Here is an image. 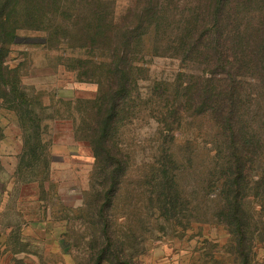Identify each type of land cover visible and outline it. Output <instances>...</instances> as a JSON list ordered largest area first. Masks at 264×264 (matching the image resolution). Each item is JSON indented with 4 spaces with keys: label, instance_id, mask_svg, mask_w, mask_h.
<instances>
[{
    "label": "rangeland",
    "instance_id": "rangeland-1",
    "mask_svg": "<svg viewBox=\"0 0 264 264\" xmlns=\"http://www.w3.org/2000/svg\"><path fill=\"white\" fill-rule=\"evenodd\" d=\"M154 4L185 14L183 19L189 11H223L225 29L235 27L242 33L241 51L247 56L244 87L247 97L255 100L252 94L261 88L257 83L250 87L253 79L248 77L255 70L249 60L259 52L264 66V0ZM10 5L7 63L27 91L38 97L35 111L43 126L40 140L31 139L24 156L19 117L0 105V264H85L96 222L91 214L95 158L85 123L95 116L106 88L111 68L105 58L123 39L118 27L134 25L133 11L140 12L147 1L10 0ZM99 27L105 31L95 35ZM147 54L134 79L140 92L151 84L158 93L164 92L167 83L185 84L194 70L206 69L203 63L171 54ZM263 100L260 95L255 101ZM152 108L148 102L120 129L119 143L132 161L111 211L117 247L126 250L130 264H242L247 251L250 264H264V219L255 185L244 200L250 219L244 244L211 215L221 195L219 171L205 172L218 156L204 135L208 122L190 112L178 133L159 136ZM169 147L179 161L172 171L179 175L175 213L150 201L152 156L158 148ZM262 165L255 167L254 175Z\"/></svg>",
    "mask_w": 264,
    "mask_h": 264
},
{
    "label": "trees",
    "instance_id": "trees-1",
    "mask_svg": "<svg viewBox=\"0 0 264 264\" xmlns=\"http://www.w3.org/2000/svg\"><path fill=\"white\" fill-rule=\"evenodd\" d=\"M146 1L140 12L133 11L134 17L137 14L134 25L128 27L130 23H126L118 27L124 32L121 31L123 39L114 44V53L105 58L111 68L106 88L100 93L95 116L85 123L87 141L95 158L91 214L96 219L85 264L132 263L126 250L116 245L111 211L132 161L131 154L119 143L120 129L126 121L135 119L148 102L153 105L151 113L159 136H165L166 131L178 133L190 112L208 122L204 135L212 140L218 156L208 163L205 172L210 173L212 168L219 171L221 195L211 215L226 223L245 244L250 219L244 200L254 184L261 194L259 207L264 219V100L255 101L260 95L264 97L261 54L254 52V59L249 60L255 70L248 77L253 79L250 87L257 83L261 88L260 92H253L255 100H251L243 81L247 77L242 72L247 56L241 51L242 33L235 27L225 29L223 11H189L183 19L185 14L154 4L157 0ZM10 8V0H0V105L19 117L24 138L22 152L27 156L31 139L40 140L43 124L35 111L38 97L27 91L18 72L7 63L5 39L12 27ZM104 31L99 27L95 35ZM137 52L143 55L137 56ZM154 52L203 63L206 69L194 70L185 84L167 83L164 92L158 93L157 86L152 84L146 92H140L134 80L136 72L144 64V56ZM203 127L202 124V131ZM178 163L170 147L158 148L152 156L150 201L168 213H175L176 200L180 198L179 175L172 173ZM260 164L263 165L259 174L254 175ZM242 255V264H250V252Z\"/></svg>",
    "mask_w": 264,
    "mask_h": 264
}]
</instances>
